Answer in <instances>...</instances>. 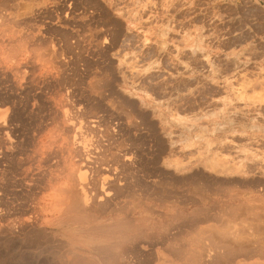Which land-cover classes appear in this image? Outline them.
<instances>
[{
	"label": "rangeland",
	"instance_id": "rangeland-1",
	"mask_svg": "<svg viewBox=\"0 0 264 264\" xmlns=\"http://www.w3.org/2000/svg\"><path fill=\"white\" fill-rule=\"evenodd\" d=\"M0 150V264L99 224L129 264H264V0H0ZM73 186L95 221L58 222Z\"/></svg>",
	"mask_w": 264,
	"mask_h": 264
},
{
	"label": "bare ground",
	"instance_id": "bare-ground-1",
	"mask_svg": "<svg viewBox=\"0 0 264 264\" xmlns=\"http://www.w3.org/2000/svg\"><path fill=\"white\" fill-rule=\"evenodd\" d=\"M5 147V146H4ZM9 147V146H8ZM80 148V147H79ZM7 149V148H6ZM11 150V149H10ZM62 150V149H61ZM68 150V149H67ZM1 151V150H0ZM35 159V158H34ZM63 159V158H62ZM45 160V159H44ZM58 161V160H57ZM61 161V160H60ZM59 161V162H60ZM34 162V161H33ZM27 163V162H26ZM76 166H77V164H76ZM65 167V166H64ZM87 167V166H86ZM80 168V167H79ZM77 169V168H76ZM61 172V171H60ZM63 172V171H62ZM97 172V171H96ZM74 174H75V172H74ZM62 175V174H61ZM71 175V174H70ZM70 177H72V176H70ZM82 177V176H81ZM76 179V178H75ZM73 180V179H72ZM71 181V180H70ZM74 181V180H73ZM74 183V182H73ZM73 183L71 184V186L73 185ZM75 185V184H74ZM69 186V185H68ZM84 186V185H83ZM19 187V186H18ZM84 189V188H83ZM82 188H80V187H78V186H73V187H68V188H63V189H59L60 190V194L55 198V200L52 202L53 204L51 205V206H53L54 208L53 209H55V211L57 212V213H61L60 215H61V217H60V219H59V223L60 222H62V223H76L77 221H79V219H84L85 221H86V219L88 218V219H90L89 217H92V212H93V207H94V200L91 198V197H89L87 194H88V191H87V194L85 193V190H83ZM58 190V191H59ZM4 191V190H3ZM3 191H1V192H3ZM99 193V192H98ZM101 193V192H100ZM91 195V194H90ZM96 195H98L97 193H96ZM95 197V196H94ZM116 197H118V196H116ZM121 197V196H120ZM112 198V197H111ZM108 202V201H107ZM138 202V201H137ZM136 202V203H137ZM102 203V202H101ZM125 204V203H124ZM139 204V203H138ZM131 205V204H130ZM140 205V204H139ZM102 206V205H101ZM105 206H106V204H105ZM125 206V205H124ZM104 207V206H103ZM120 207V206H119ZM127 206H125V208H126ZM111 208V207H110ZM113 209V208H112ZM123 209V208H122ZM131 209H132V207H131ZM130 209V210H131ZM16 210V209H15ZM121 210V209H120ZM28 211V210H27ZM99 211V210H98ZM103 211V210H102ZM119 211V210H118ZM122 211H124V209L122 210ZM127 211V210H126ZM125 211V212H126ZM132 211V210H131ZM101 212V211H100ZM112 212V211H111ZM127 212H129V210L127 211ZM126 212V213H127ZM104 213V212H103ZM102 213V214H103ZM188 215V214H187ZM211 215V214H210ZM190 216V215H189ZM193 216V215H192ZM195 216V215H194ZM214 216V215H213ZM212 216V217H213ZM59 217V216H58ZM212 217H209V218H211L212 219ZM5 218V217H4ZM143 219H144V217H142ZM188 218V217H187ZM190 218V217H189ZM208 218V217H207ZM93 219V217L91 218V220ZM95 219V218H94ZM93 219V220H94ZM142 219V220H143ZM146 219V218H145ZM144 219V220H145ZM181 219V218H180ZM179 219V220H180ZM194 219V218H193ZM210 219V220H211ZM133 220V219H132ZM141 220V221H142ZM186 220V219H185ZM191 220V219H190ZM209 220V221H210ZM7 221V220H6ZM95 221V220H94ZM191 221H193V220H191ZM200 221V220H199ZM206 221V220H205ZM204 221V222H205ZM212 221V220H211ZM257 221V220H256ZM88 222V221H87ZM89 222H91V221H89ZM14 223V222H13ZM83 223V222H82ZM193 223V222H192ZM202 223V222H201ZM8 224V223H7ZM118 224H120V223H118ZM123 225L122 226H124V227H127V226H125L124 225V223H122ZM183 224V223H182ZM187 224V223H186ZM194 224V223H193ZM204 224V223H203ZM178 225V224H177ZM64 226V225H63ZM114 226V225H113ZM115 226H117V225H115ZM130 226V225H129ZM165 226V225H164ZM169 226V225H168ZM9 227V226H8ZM8 227H6V228H8ZM112 226L111 225H102V224H99V225H94V226H91V227H89V228H86L85 230H83L84 231V235H85V239H87V240H89V241H91V242H95V244H92V245H89V244H86L85 246H84V248H80L79 249V251L78 252H76L75 253V255H74V257L72 256V259H71V261H69V262H67V263H70V264H125L126 262H127V260H128V264H129V256H127V252H125V251H123V249H120V250H114L115 251V253H114V251L111 249V248H116V247H113L114 246V244H117V240H118V244H119V242H121V241H126V239H127V234H123V233H121V231L123 232V227H122V230L120 231L119 229H118V227L120 228L121 226H119L118 225V227H116V229L115 228H111ZM141 227V226H140ZM142 227H144V226H142ZM141 227V228H142ZM185 227H186V225H185ZM1 228V227H0ZM128 228V230H129V232H130V229H129V227H127ZM127 228H125V232L127 233ZM137 228H138V226H137ZM136 228V230H138ZM140 228V229H141ZM145 228V227H144ZM177 228V227H176ZM181 228V227H180ZM10 229V228H9ZM155 229V228H154ZM157 229V228H156ZM170 229V228H169ZM174 229V228H173ZM186 229V228H185ZM254 229V228H253ZM12 229H10V231H11ZM132 230V229H131ZM184 230V229H183ZM231 230H232V228H231ZM230 230V231H231ZM1 231V230H0ZM134 231V230H133ZM168 231V230H167ZM193 231H194V229H193ZM233 231H235V230H233ZM169 232V231H168ZM176 232V231H175ZM227 232V231H226ZM259 232V231H258ZM37 232H35V234H36ZM43 233V232H42ZM153 233H154V231H153ZM205 233V232H204ZM261 233V232H260ZM157 234V233H156ZM163 234V233H162ZM181 234V233H180ZM188 234V233H187ZM186 234V235H187ZM227 233H225L224 235H226ZM232 234H234V233H232ZM231 234V235H232ZM238 234V233H237ZM39 235V234H38ZM141 235V234H140ZM143 235V234H142ZM154 235V234H153ZM158 235V234H157ZM168 235V234H167ZM166 235V236H167ZM170 235V234H169ZM179 235V234H178ZM211 235H213V233L211 234ZM221 236H223L222 234H220ZM228 235H229V233H228ZM227 235V236H228ZM37 236V235H36ZM42 236H43V234H42ZM42 236L40 237L41 239H42ZM144 236V235H143ZM143 236H141L142 238H143ZM44 237H46V236H44ZM157 237H159V236H157ZM162 237V236H161ZM212 237V236H211ZM213 237H216V236H213ZM218 237V236H217ZM134 238V237H133ZM133 238H132V241H133ZM141 238V239H142ZM145 238V237H144ZM194 238H195V236H194ZM206 238V237H205ZM218 238H220V236L218 237ZM222 238H226V237H222ZM228 238V237H227ZM230 238V237H229ZM245 238V237H244ZM139 239V238H138ZM158 239V238H157ZM181 239V238H180ZM262 239V238H261ZM38 240V239H37ZM144 240V239H143ZM145 240H146V238H145ZM183 240V239H182ZM205 240H207V238L205 239ZM220 240H225V239H220ZM231 240V239H230ZM239 240V239H238ZM260 240V239H259ZM129 242H130V240H128ZM142 241V240H141ZM175 241V240H174ZM176 241H178V240H176ZM181 241V240H180ZM185 241V240H184ZM217 241V240H216ZM261 241V240H260ZM14 242V241H13ZM34 242H35V240H34ZM150 242V241H149ZM161 242V241H160ZM208 242V241H207ZM218 242H219V240H218ZM235 242V241H234ZM209 243V242H208ZM224 243V242H223ZM228 243V242H227ZM230 243H232V242H230ZM249 243H250V241H249ZM18 244H19V241H18ZM123 244L124 243H122V245L121 246H123ZM127 244V243H126ZM209 244H211V243H209ZM208 244V245H209ZM218 244V243H217ZM224 244H226V243H224ZM224 244H222L223 245V247L225 246ZM235 244H236V242H235ZM243 244V243H242ZM254 244V243H253ZM257 244H259L258 242H257ZM24 245V244H23ZM26 245V244H25ZM204 245V244H203ZM239 245V244H238ZM238 245H236V246H238ZM256 245V244H255ZM27 246V245H26ZM36 246V245H35ZM121 246H118V247H120L121 248ZM166 246V245H165ZM219 246V245H218ZM230 246V245H229ZM243 246H244V244H243ZM6 247V246H5ZM147 247H149V246H147ZM178 247V246H177ZM204 247V246H203ZM206 247H207V245H206ZM228 247V246H227ZM239 247V246H238ZM169 248V247H168ZM217 248V247H216ZM222 248V247H221ZM221 248H219L218 247V249H221ZM244 248V247H243ZM3 249V248H2ZM5 249V248H4ZM11 249V248H10ZM119 249V248H118ZM129 249V248H128ZM138 249V248H137ZM218 249H216V250H218ZM224 249H225V247H224ZM228 250H226V251H228V253L227 252H225V253H227V256H225V258H224V260H222L221 258H220V260H218L219 259V255L217 256L216 255V257L218 258H216L215 256V259H214V264H215V261H216V259L218 260L217 262H216V264H229V263H231L230 262V259H232L233 258V254L236 256V254L237 253H239V251L241 250V249H239V251H238V249H236V251L234 252V251H231V253H229L230 252V250H235V248L233 247V249H229V248H227ZM259 249H260V247H259ZM111 250L113 251V254H116L114 257H112V256H110V254L108 253V252H110V253H112L111 252ZM133 250V249H132ZM187 250V249H186ZM202 250H203V248H202ZM206 250V249H205ZM205 250H203L204 252H205ZM215 250V249H214ZM222 250H223V248H222ZM130 251V250H129ZM137 250H135V252H136ZM152 251V250H151ZM183 251V250H182ZM185 251V250H184ZM189 251V250H188ZM202 251V253H203V255H204V252ZM246 251V250H245ZM260 251V250H259ZM262 251V250H261ZM41 252V251H40ZM66 252V251H65ZM64 252V253H65ZM138 252V251H137ZM140 252V251H139ZM138 252V253H139ZM145 252V251H144ZM210 251H208V252H205V253H209ZM214 252V251H213ZM218 252V251H217ZM233 252V253H232ZM242 252V251H241ZM255 252H256V250H255ZM42 253V252H41ZM130 253H133V255H134V252H130ZM138 253H137V255H138ZM184 253H186V252H184ZM214 253H216V252H214ZM213 253V254H214ZM249 253V252H248ZM52 254V253H51ZM63 254V253H62ZM68 254V253H67ZM129 254V253H128ZM140 254V253H139ZM148 254V253H147ZM178 254V253H177ZM180 254V253H179ZM188 254V253H187ZM212 254V255H213ZM217 254H220V253H217ZM223 254V253H222ZM240 254V253H239ZM247 254V253H246ZM255 254V253H254ZM259 254V253H258ZM261 254V253H260ZM264 254V253H263ZM38 255V254H37ZM55 255V254H54ZM126 255V256H125ZM142 255V254H141ZM145 255V254H144ZM149 255V254H148ZM192 255V254H191ZM202 255V256H203ZM242 255V254H241ZM249 255V254H248ZM250 255H251V253H250ZM256 255V254H255ZM130 256H131V254H130ZM140 256V255H139ZM139 256H137V258H139ZM234 256V257H235ZM262 256V255H261ZM135 257V256H134ZM133 257V260H135V258ZM179 257V256H178ZM181 257H183V256H181ZM193 257V256H192ZM196 257V256H195ZM209 257V256H208ZM211 257V256H210ZM237 257V256H236ZM244 257V256H243ZM59 258V257H58ZM132 258V257H131ZM173 258V257H172ZM180 258V257H179ZM203 258V257H202ZM205 258V257H204ZM223 258V257H222ZM7 259V258H6ZM178 259V258H177ZM196 259H197V257H196ZM246 259V258H245ZM143 260V259H142ZM212 260V259H211ZM234 260V259H233ZM147 261V260H146ZM207 261V260H206ZM209 261V260H208ZM220 261H222L221 263H220ZM60 262V264H66V262L65 261H59ZM149 262V261H148ZM203 262H204V260H203ZM203 262H202V264H203ZM143 263H144V261H143ZM150 263V262H149ZM148 263V264H149ZM209 263V262H208ZM212 263V262H211ZM131 264V263H130ZM145 264V263H144ZM205 264V263H204ZM232 264V263H231Z\"/></svg>",
	"mask_w": 264,
	"mask_h": 264
}]
</instances>
